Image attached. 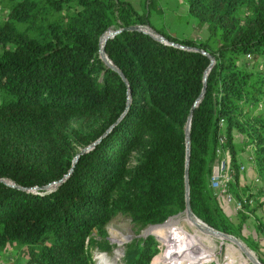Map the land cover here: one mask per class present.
Returning <instances> with one entry per match:
<instances>
[{"label": "trees", "instance_id": "1", "mask_svg": "<svg viewBox=\"0 0 264 264\" xmlns=\"http://www.w3.org/2000/svg\"><path fill=\"white\" fill-rule=\"evenodd\" d=\"M183 1L196 25L206 26L204 40L155 28L150 10L158 0H145L142 12L128 0L10 6L0 27V252L16 244L19 253L9 264H94V229L104 234L114 216L140 230L184 210V127L210 64L195 48L214 63L191 118V208L238 237L252 215L264 241V214H257L264 205V0ZM134 25L191 49L125 29ZM121 28L104 50L124 78L98 52L100 36ZM76 115L87 130L71 125ZM219 148L229 150L237 171L240 151L252 150L259 178L263 200L244 204L237 224L210 187ZM238 179L237 172L230 191ZM159 249L152 235L135 238L123 264H150Z\"/></svg>", "mask_w": 264, "mask_h": 264}, {"label": "rangeland", "instance_id": "2", "mask_svg": "<svg viewBox=\"0 0 264 264\" xmlns=\"http://www.w3.org/2000/svg\"><path fill=\"white\" fill-rule=\"evenodd\" d=\"M16 1L18 0H0V27L2 26V23L8 19L10 6ZM128 1L132 3L138 12H142L145 9V0ZM150 15L151 24L155 28L166 31L177 38L190 37L195 40H204L208 35L205 25H196L194 17L188 12L187 5L183 0H158V3L155 4V6L150 10ZM262 68L264 69V66ZM259 109L262 110V104H259ZM71 125L75 128L87 130L90 126V123L84 121L81 117L76 115L72 119ZM236 141L240 142L238 139H236ZM249 148H245L243 151H240L243 156L241 157V165H245L246 169L245 172L238 173V175L239 179L243 178L244 181H239L237 186L234 183V192H231L234 197V194H238L241 199H247V197H251L250 199L252 200V203L248 204L249 208L251 209L256 201L263 200V196L257 189L260 187V183L255 181L257 176L254 177V170L251 169L245 160L249 154L251 155L250 158L253 159L251 154L252 150ZM134 162L135 159L133 158L132 163ZM240 182L242 184H239ZM235 186L237 187L236 189ZM254 200L255 202L253 203ZM219 204L221 207L223 206L226 208L231 206L233 208L232 205H228L222 201H220ZM233 209L235 210V208ZM259 211L260 215L264 214V205L258 208L257 212ZM237 212L238 211L235 210V215L232 214V216L234 215L232 222L236 224L239 220ZM171 217L172 218L165 222L167 223L171 220L169 223H167V225H165V223L153 227H149L148 225L143 229L138 230L134 227L130 220L124 219L120 216H114L106 224L104 234H101L98 230L94 229L96 244L90 248V253L92 255L94 264H101L97 259L99 253L103 255L102 260L103 262L106 261V264H123L125 245L130 243L135 238L146 237V232H149L147 236L157 235L156 240H161V243L158 241L160 248L162 244V249L165 250L166 247H171L170 244L166 243V241L172 242L171 249H174L172 251L179 253L182 250L183 254H186L185 256L187 258L192 256L190 257L192 260L193 258L194 260H199V258H201L200 256L204 257L205 255L207 256L213 253L211 254L210 258L204 257V259H201L198 264H216V262H219L220 264H242L243 260L246 264H251L234 244L226 240L219 239L215 236L202 233L198 230L194 231L195 228L189 224L185 215L183 214V211L172 215ZM253 221L254 217L252 215L249 216L246 221V226L243 228V231H240L241 237H237L244 244L248 242L252 249L246 244L248 248L252 250L255 256L264 264V241L257 237L256 232L254 231ZM174 222H178L176 225L182 227L184 230L181 229L182 231L180 232L178 227L176 231L172 232V228L176 227L173 225ZM186 231L189 233L195 232L196 235L189 234ZM162 240L166 241L163 243ZM255 240L258 242L260 247H257L258 245ZM176 249H179L180 251H176ZM182 252H180V254ZM18 253V245L8 244L5 249L0 252V264H9L14 260V257H16ZM162 253L158 255L156 254L155 257L160 256Z\"/></svg>", "mask_w": 264, "mask_h": 264}, {"label": "water", "instance_id": "3", "mask_svg": "<svg viewBox=\"0 0 264 264\" xmlns=\"http://www.w3.org/2000/svg\"><path fill=\"white\" fill-rule=\"evenodd\" d=\"M125 29H134V30H139V31H143L145 33H148L149 35H151L152 37H154L156 40H159L161 42L164 43H168L170 45L173 46H177L180 48H187L179 43H175L172 41H169L167 38H165L162 34L157 33L153 28H151L150 26H140V25H134V26H129L126 27ZM123 29H109L106 33H104L103 35L100 36L99 38V43H98V47H99V56L100 58L103 60V62L109 66L110 68L118 71L120 74L121 72L112 64V62L108 59L107 55L105 54V43L106 41L113 37L114 35H116L117 33L121 32ZM187 49H191V48H187ZM195 50L201 52L202 54H205L208 56L209 60H210V64L208 66V68L206 69L205 73H204V77H203V87L201 90V93L199 94L198 98L196 99V101L194 102L193 106L190 108L188 116H187V120L185 123V127H184V134H185V168H184V190H185V204H184V210H183V214L185 215L187 221L189 222V224H192L196 229H198V231L205 233V234H209L215 237H220L223 240H226L232 244H234L235 246H237V248L241 251V253L247 258V260L251 263V264H263L253 253L252 250H250L248 248V246L246 244H244L237 236H234L232 234H228L222 231H219L211 226H209L208 224H206L205 222H203L201 219H199L194 213L193 210L191 208V204H190V197H189V177H188V166H189V147H190V126H191V118L193 115V110L194 108L199 104V102L201 101V99L204 96L205 93V84H206V76L207 73L209 71V69L211 68V66L214 63V58L213 56L207 54L203 49L200 48H195ZM122 78L123 75L121 74ZM94 145V144H92ZM87 146L82 148L78 154L75 155L74 160H73V165L76 162L78 156L89 150L91 148V146ZM72 169V168H71ZM71 171V170H70ZM65 177H67V175H65ZM6 182L3 179H0V182ZM61 182H63V178L53 182L50 185L44 186L42 187V189H50L51 186L60 184ZM13 185V184H11ZM170 218H172L171 216L168 217L164 222L159 223V224H154V225H149V227L152 226H157V225H161L163 223H165L167 220H169ZM146 231V229H145ZM149 234V232H146L145 236H147ZM142 236V235H141Z\"/></svg>", "mask_w": 264, "mask_h": 264}, {"label": "built area", "instance_id": "4", "mask_svg": "<svg viewBox=\"0 0 264 264\" xmlns=\"http://www.w3.org/2000/svg\"><path fill=\"white\" fill-rule=\"evenodd\" d=\"M246 58L250 60L251 56L247 54ZM223 141H224V136H221L220 142H223ZM217 154L219 158L215 162L212 168L211 177H210V187L215 192L219 202L222 201L226 204L232 205L233 208H235V210L237 211L242 210L243 205L251 204L252 200L246 199V198L237 199L236 197H234L232 192L230 191V185L234 182L237 172L238 173L245 172L246 167L245 165H241L239 166L238 171H237L234 168V166L231 164V157H230V153L228 149L219 148L217 150ZM255 181L258 183L259 178L256 177ZM152 236H154L155 239L157 237V235H152ZM158 241L159 240H157V242ZM163 250L164 249H162V244H161V248L159 249L158 254L162 253ZM155 256H153V259H151L152 261L150 262V264H153V260ZM102 258H103V255L99 253V255L97 256L98 262L101 264H104L105 262H103ZM216 264H220V263L216 262Z\"/></svg>", "mask_w": 264, "mask_h": 264}, {"label": "bare ground", "instance_id": "5", "mask_svg": "<svg viewBox=\"0 0 264 264\" xmlns=\"http://www.w3.org/2000/svg\"><path fill=\"white\" fill-rule=\"evenodd\" d=\"M178 222H174V224L173 225H175L176 227H173L172 228V232H174V231H176L177 230V228L179 227L178 225H176ZM165 225H167L166 223H165ZM164 225V226H165ZM191 226H193L192 224H190ZM171 227V226H170ZM194 227V226H193ZM195 228V227H194ZM179 229H180V232L182 231L181 229H183L182 227H179ZM171 230V229H170ZM184 230V229H183ZM196 230H198V229H194V231H196ZM187 232V231H186ZM187 233H189V232H187ZM189 234H194V235H196L195 234V232L194 233H189ZM195 237H197V236H195ZM198 238V237H197ZM217 238H219V239H221L220 237H217ZM191 239V238H190ZM166 240H162V242L164 243ZM166 243L167 244H170V246L172 247V242H167L166 241ZM171 247H166V249L164 250V252L160 255V256H158V257H155L154 258V260H153V264H198V262L201 260V259H204V257L205 258H210V256H211V254H213V253H211V254H209V255H205L204 257L203 256H200L201 258H199V260L198 259H196V260H194V258H193V260H192V258H190V257H192V256H189L188 258L185 256L186 254H183V252H182V250L180 251L179 249H176V251H180V252H182L181 254H180V252L178 253V252H175V251H172V250H174V249H171ZM190 253V252H189ZM247 259V258H246ZM105 262V264L107 263L106 261H104Z\"/></svg>", "mask_w": 264, "mask_h": 264}, {"label": "crops", "instance_id": "6", "mask_svg": "<svg viewBox=\"0 0 264 264\" xmlns=\"http://www.w3.org/2000/svg\"><path fill=\"white\" fill-rule=\"evenodd\" d=\"M236 138L238 139V141H241V138H240V137L237 136ZM251 154H252V153H251ZM250 156H251V155L249 154V155L246 157L245 160L247 161V163H248V165L251 167V169H253V164H252V163H253V159H251ZM252 156H253V154H252ZM241 157H243V156H242V153H241ZM254 177H255V174H254ZM242 180H243V178L238 179V181L235 183V185L237 186V183H238L239 181L242 182ZM243 181H244V180H243ZM241 182H240L239 184H242ZM236 186H235V188H237ZM228 205H229V204H228ZM222 210H223V212L225 213V215L228 216V217L233 221V217H234V215H235V214H234V211H235V210H234L231 206H230V207H226V208L222 206ZM233 210H234V211H233ZM232 214H234V215L232 216ZM257 214L260 215V211L257 212ZM261 215H262V214H261ZM261 215H260V216H261Z\"/></svg>", "mask_w": 264, "mask_h": 264}]
</instances>
